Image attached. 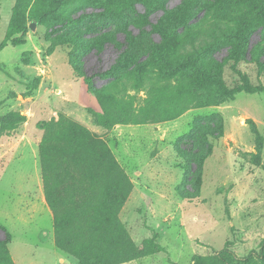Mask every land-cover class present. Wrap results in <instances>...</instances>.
Returning a JSON list of instances; mask_svg holds the SVG:
<instances>
[{
    "label": "rangeland",
    "instance_id": "1",
    "mask_svg": "<svg viewBox=\"0 0 264 264\" xmlns=\"http://www.w3.org/2000/svg\"><path fill=\"white\" fill-rule=\"evenodd\" d=\"M38 1L0 0V46L15 5L16 22L26 28L0 51V239L5 232L12 236L16 264H78L55 249L52 214L41 206L42 195L35 197L39 124L60 115L105 140L134 184L120 218L138 246L157 234L163 252L129 264H264V144L258 146L251 123L264 139V93L243 92L169 123L107 131L91 114L101 108L84 77H92L97 88L114 82L125 99L143 106L151 88L177 85L147 66L143 87L135 89V61L146 60L153 43L162 40L159 28L182 34L243 15L252 24L254 53L251 63L237 69L252 85L264 86V72L255 64L260 52L264 68V27L257 17L232 7L221 12L215 0H165L163 5L138 3L134 13L116 19L104 12L102 1L68 0L56 12L57 21L45 15L51 7ZM182 6L188 10L186 22L171 24L170 15ZM67 18L70 23L64 25ZM226 55L222 48L215 56L223 60ZM224 78L231 87L241 80L231 65ZM207 133L212 151L198 177L201 148L192 139Z\"/></svg>",
    "mask_w": 264,
    "mask_h": 264
},
{
    "label": "trees",
    "instance_id": "2",
    "mask_svg": "<svg viewBox=\"0 0 264 264\" xmlns=\"http://www.w3.org/2000/svg\"><path fill=\"white\" fill-rule=\"evenodd\" d=\"M102 1L104 12L110 18L120 19L136 11V5H160L165 0H90ZM195 0H190L193 2ZM68 0H39L51 8L45 14L57 21L56 12L67 5ZM218 10L232 7L255 15L264 27V0H215ZM187 7H181L170 15V23L181 25L188 16ZM17 5L13 8L7 36L0 46L2 51L11 38L25 31V25L16 22ZM41 15H35V18ZM70 23V18L64 25ZM127 41H133L124 24L122 29ZM193 30V31H191ZM176 34L163 30L162 40L153 43L151 52L143 62L135 61L134 74L137 90L143 87L144 68L153 66L164 80H176V86H159L146 93L144 105L135 107L134 98L125 99L114 82L97 88L92 77L84 76L88 91L96 98L101 112L92 111L96 125L109 131L119 125H147L169 123L190 110L204 109L233 99L237 94L264 93V86L252 85L237 66L251 63L252 24L247 16L216 23L210 27L191 28ZM115 41V35L107 34ZM70 39V38H69ZM72 39V38H71ZM227 48L223 60L216 53ZM260 72H264L260 52L255 54ZM137 60V59H136ZM231 65L241 78L229 86L224 69ZM253 133L259 147L264 144L256 124ZM43 132L39 145V161L42 171L46 202L53 213L55 246L66 255L76 258L78 264H129L163 252L157 242V234L138 246L124 226L120 213L126 205L134 184L105 140L85 126L65 115L59 119L39 124ZM207 133L196 136L201 151L196 155L198 177L204 161L211 154L212 146ZM220 137L221 133L213 134ZM180 151V150H179ZM184 161L185 152L180 153ZM186 197V196H184ZM11 235L5 232L0 239V264H15L9 250Z\"/></svg>",
    "mask_w": 264,
    "mask_h": 264
},
{
    "label": "crops",
    "instance_id": "3",
    "mask_svg": "<svg viewBox=\"0 0 264 264\" xmlns=\"http://www.w3.org/2000/svg\"><path fill=\"white\" fill-rule=\"evenodd\" d=\"M38 157H39V154H38ZM38 160H39V158H38ZM39 165H40V161H39ZM40 170H41V166H40ZM39 173V172H38ZM35 197H38L39 195H38V193H40L41 195H42V201L40 202L41 203V206H43V207H45V208H48L49 210H50V208H49V206H48V204H47V202H46V198H45V192H44V183H43V177H42V171H41V173L38 175V178H36V180H35ZM38 184H40V187L38 186ZM40 188V189H39ZM31 196V197H30ZM29 197H30V202L32 203V204H34V200H35V197L34 196H32V193L30 192L29 193ZM39 198V197H38ZM39 201V200H38ZM35 204H36V208H38V203L36 202V200H35ZM34 207V208H35ZM50 212H51V214H52V218H53V213H52V211L50 210ZM53 227H54V218H53ZM54 243H55V234H54ZM12 244V236H11V242L9 243V250H10V245ZM55 249L57 250V251H60V250H58L57 248H56V246H55ZM61 252V251H60ZM10 253H11V255H12V252L10 251ZM62 254H64L66 257H70V256H68V255H66L65 253H63V252H61ZM12 258H13V260H14V262H15V264H16V261H15V259H14V257H13V255H12ZM72 258V257H71ZM60 262L61 263H64V258H61L60 259Z\"/></svg>",
    "mask_w": 264,
    "mask_h": 264
},
{
    "label": "water",
    "instance_id": "4",
    "mask_svg": "<svg viewBox=\"0 0 264 264\" xmlns=\"http://www.w3.org/2000/svg\"><path fill=\"white\" fill-rule=\"evenodd\" d=\"M30 28H31V30H35L36 29V24L35 23L31 24Z\"/></svg>",
    "mask_w": 264,
    "mask_h": 264
}]
</instances>
